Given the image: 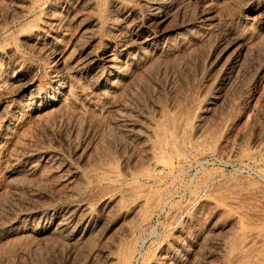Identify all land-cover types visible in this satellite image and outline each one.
<instances>
[{"label": "rangeland", "instance_id": "obj_1", "mask_svg": "<svg viewBox=\"0 0 264 264\" xmlns=\"http://www.w3.org/2000/svg\"><path fill=\"white\" fill-rule=\"evenodd\" d=\"M68 1L0 0V264H123L128 247L124 264H264V0L168 3L156 39L178 56L140 63L128 94L113 99L91 89L79 63L89 51L121 49L152 7L83 0L75 13ZM61 57L85 92L78 102L51 103L64 89L52 77ZM24 80L30 90L13 96ZM90 93L102 108L128 109L136 135L116 115L86 114L81 96ZM53 159L75 169L73 181L53 173ZM34 165L35 178L24 172ZM71 216L66 233L54 230Z\"/></svg>", "mask_w": 264, "mask_h": 264}, {"label": "bare ground", "instance_id": "obj_2", "mask_svg": "<svg viewBox=\"0 0 264 264\" xmlns=\"http://www.w3.org/2000/svg\"><path fill=\"white\" fill-rule=\"evenodd\" d=\"M22 1V0H21ZM24 1V0H23ZM26 1V0H25ZM85 1V0H84ZM144 1V0H143ZM146 2H149L150 3V5H151V7H152V9H151V11H153L151 14H150V16L149 17H147V18H143L142 20V24H140V25H138V27H135V29H133L131 32L129 31V33H130V36L132 37V38H130L127 42H125V44L124 45H122L121 47V49L119 48V50H115V48H114V50L112 51L111 50V52L110 53H102V55H100V56H98L97 55V51L96 52H88V53H85L84 54V57H83V60H81V62L79 63V69L78 68H76V70L78 69V71H79V73H80V75H83V78L84 77H87V76H84V75H88L89 77H87V79H89L88 80V82L89 83H91L92 82V84H91V89L92 88H98L99 90H100V92H102V94H101V96L103 97V99H108V98H111V99H113V98H115V97H117V96H119V95H122L123 94V92H125V89L127 90V86H128V84H129V86H130V80L132 79L131 77L133 76V74H131V73H135V72H137V71H135V70H137V69H139L140 67H138V65L140 64V63H142L143 62V64H141V66L142 65H144L145 63H144V61H146V60H149V59H151V58H154L155 60H163V62H161L162 64L164 63V60H166L167 59V61H168V59L169 58H174L177 54H178V52H180L179 50H178V52H177V49H176V47H175V45H172V44H166V45H162L161 46V43H159V42H157V39H156V36H157V34L161 31V29H162V26L164 25V24H166V22L168 21V18H169V12H167L166 11V6L168 5V3H176V1H178V0H145ZM190 1H200V0H190ZM32 2V1H31ZM69 2V6H68V9L70 10V9H72V11L74 10V12L76 13V9L77 8H80L82 5H83V0H69L68 1ZM91 2V1H90ZM113 2V1H112ZM200 2H202V0L200 1ZM225 2V1H224ZM27 3V2H26ZM87 3V2H86ZM148 3V4H149ZM180 3V1L178 2V4ZM190 3V2H189ZM214 3V2H213ZM23 4H24V2H23ZM23 4L21 5V6H23ZM65 4V3H64ZM68 4V3H67ZM66 4V5H67ZM84 4H85V2H84ZM147 4V3H146ZM195 4V3H194ZM19 5V4H18ZM26 5V4H25ZM24 5V6H25ZM29 4L27 3V6H28ZM204 5V4H203ZM171 6H172V4H171ZM63 7V6H62ZM3 8V7H2ZM18 8V7H17ZM24 8V7H23ZM32 8V7H31ZM82 8H84L83 6H82ZM82 8H80L79 10H81ZM170 8V7H169ZM173 8V7H172ZM177 8H178V6H177ZM13 9H15V8H13ZM150 9V8H149ZM171 9V8H170ZM29 10H31V9H29ZM63 10V9H62ZM67 10V9H66ZM20 11V10H19ZM18 11V12H19ZM24 11V10H23ZM71 11V10H70ZM17 12V11H16ZM16 12H15V14H16ZM17 12V13H18ZM21 12V11H20ZM26 12V11H25ZM31 12V11H30ZM51 12V11H50ZM59 12V11H58ZM65 12V11H64ZM63 12V13H64ZM69 12V11H68ZM77 12H79V11H77ZM84 12V11H83ZM63 13H58V14H63ZM11 14V13H10ZM18 14H20V13H18ZM24 14L25 13H23L21 16H24ZM57 14V15H58ZM67 14V13H66ZM14 14H12L11 16H13ZM17 15V14H16ZM15 15V16H16ZM46 15V14H45ZM47 15H49V14H47ZM50 15H51V13H50ZM56 15V19H58L59 20V18H57V17H59V15L57 16ZM68 15V14H67ZM72 15H73V12H72ZM64 16V15H63ZM66 16V15H65ZM64 16V17H65ZM69 16H71V15H68L67 17H69ZM75 16V15H74ZM55 17V16H54ZM66 17V18H67ZM20 18V17H19ZM22 18V17H21ZM24 18V17H23ZM47 18V17H46ZM61 18H63V17H61ZM71 17H69L68 19H70ZM75 18V17H74ZM80 20H81V14H80ZM88 18V17H87ZM86 18V19H87ZM17 19V18H16ZM25 19V18H24ZM55 18H51V19H49V20H47V22H48V24H50V25H55V23H57V22H55V20H56ZM83 19V18H82ZM19 20V19H18ZM22 20V19H21ZM79 20V19H78ZM89 20V19H88ZM91 20V19H90ZM93 20V19H92ZM91 20V21H92ZM41 21V20H40ZM60 21H62V20H60ZM77 21V20H76ZM39 22V21H38ZM59 22V21H58ZM67 22V20H65V22H64V26H67V24H65ZM71 22V21H70ZM69 22V23H70ZM79 22V21H78ZM87 23L86 21H83V22H81V23ZM140 22V21H139ZM9 23V22H8ZM61 23V22H60ZM94 23V22H93ZM27 24V23H26ZM30 24V23H29ZM28 24V25H29ZM38 24V23H37ZM95 24V23H94ZM32 25V24H31ZM39 25V24H38ZM40 25H41V23H40ZM44 25V24H43ZM42 25V26H43ZM58 25V24H57ZM61 25V24H60ZM78 25H80V24H78ZM90 25V24H89ZM30 26V25H29ZM45 26H46V24H45ZM63 26V25H62ZM92 26H94L93 24H92ZM24 27V25L22 26V28ZM26 27V26H25ZM57 27V26H56ZM132 27V26H131ZM40 28H41V26H40ZM43 28V27H42ZM53 28V27H52ZM55 28V27H54ZM123 28V27H122ZM208 28V27H207ZM210 28V27H209ZM208 28V29H209ZM32 29V28H31ZM36 29H38V28H36ZM57 29H59L58 27H57ZM206 29V28H205ZM21 30V29H20ZM30 30V29H29ZM29 30H27V31H29ZM49 30V29H48ZM51 30V29H50ZM55 30V29H54ZM53 30V31H54ZM62 30H64V29H62ZM41 31V33H42V31H43V29L42 30H40ZM44 31H46L45 29H44ZM43 31V32H44ZM58 31V30H57ZM56 30L54 31V33L55 32H57ZM60 31V30H59ZM58 31V32H59ZM128 31V30H127ZM19 32V31H18ZM52 32V31H51ZM45 33V32H44ZM53 33V34H54ZM86 33V32H85ZM87 33H89V32H87ZM86 33V34H87ZM92 33V32H91ZM43 34V33H42ZM52 34V35H53ZM55 34H57V33H55ZM84 34V33H83ZM93 34V33H92ZM123 34V33H122ZM47 35V34H46ZM50 33L48 34V36L50 37ZM93 35H95V34H93ZM92 35V36H93ZM129 35V34H128ZM23 36V35H22ZM39 36V35H38ZM89 36H90V33H89ZM25 37V36H24ZM53 37L55 38V36L53 35ZM86 37L88 38V34L86 35ZM85 37V38H86ZM184 37V36H183ZM26 38V37H25ZM118 38V37H117ZM29 39V38H28ZM34 39H36V38H34ZM38 39V38H37ZM92 39V38H91ZM27 40V39H26ZM39 40V39H38ZM37 40V41H38ZM55 40V39H54ZM22 41H24V40H22ZM90 41V40H89ZM126 41V40H125ZM182 41V40H181ZM36 42V41H35ZM88 41L86 40V43H87ZM91 42H92V40H91ZM166 42V41H165ZM31 43V42H30ZM89 43V42H88ZM27 44V43H26ZM28 44H29V42H28ZM27 44V45H28ZM32 44V43H31ZM48 44V43H47ZM114 44V43H113ZM237 44V43H236ZM82 45V44H81ZM51 46V45H50ZM83 46H84V44H83ZM90 46H91V44H90ZM89 46V47H90ZM74 48V47H73ZM78 49L77 50H79V46L77 47ZM82 48V47H81ZM91 48V47H90ZM178 48V47H177ZM89 49V48H88ZM91 49H93V48H91ZM90 49V50H91ZM179 49V48H178ZM183 49V48H182ZM81 50V49H80ZM84 50V49H83ZM95 49H93L92 51H94ZM222 50V49H221ZM73 51V50H72ZM88 51V50H87ZM81 52V51H80ZM79 52V53H80ZM78 53V52H77ZM182 53V52H181ZM219 53H221V51L220 52H218L217 54H219ZM60 54V53H59ZM74 54H76V51H75V53ZM132 54H133V56H132ZM180 54V53H179ZM65 55H67V54H65ZM79 55V54H78ZM42 56V55H41ZM178 56V55H177ZM217 56V55H216ZM59 57V56H58ZM63 57V56H62ZM60 58L59 60H60V64H59V66L60 67H58V68H55L54 69V73L52 74L53 76V79H55V81L57 82V83H60L59 81L61 80L62 82L61 83H63L64 84V89H63V93H61L62 95H61V97L59 98L58 96H56V97H51V98H53L52 99V104H58V103H60L61 101H68V103H69V101H74L75 99H76V96H78V94H81V95H83V93H85L83 90H82V88L81 89H79L80 87H78L77 85L78 84H76L75 86H74V84H73V82H71V80L72 79H74V78H72L73 77V75L75 74V68H73V66H71L70 64H68L67 63V61H69V60H71V59H69V60H67L66 58ZM80 57V56H79ZM179 58V57H178ZM73 59V58H72ZM76 59H78V56H77V58ZM214 59V58H213ZM170 61H171V59H169ZM72 61V60H71ZM149 61H151V60H149ZM149 61H148V64H150L149 63ZM154 61V60H153ZM152 61V62H153ZM166 61V62H167ZM216 61V60H215ZM165 62V63H166ZM74 63V62H73ZM160 63V62H159ZM77 65V64H76ZM140 66V65H139ZM145 66V65H144ZM138 67V68H137ZM141 68H143V66L141 67ZM199 69V68H198ZM139 70H141V69H139ZM143 70V69H142ZM135 71V72H134ZM0 73H3V72H0ZM78 73V74H79ZM140 73V72H139ZM4 74V73H3ZM137 74V73H136ZM140 75V74H139ZM142 75V74H141ZM134 76H135V74H134ZM137 76V75H136ZM136 76H135V78H136ZM81 78V77H80ZM134 78V79H135ZM0 79H2L1 77H0ZM21 79H18V80H16V81H20ZM86 80V79H85ZM1 81V80H0ZM3 81V80H2ZM73 81V80H72ZM132 81H134V80H132ZM29 82V80L28 81H23V82H20V83H18L17 84V87L15 88V90H13V96H20V95H23L26 91H28V90H30V88L32 87V84L33 83H28ZM74 83H76V82H74ZM155 83V82H154ZM82 84V83H81ZM134 83H132L131 85H133ZM158 84V83H157ZM61 86V85H60ZM84 86V85H83ZM135 86V85H134ZM160 86V85H159ZM58 87V86H57ZM90 87V86H89ZM153 87V86H152ZM155 87V86H154ZM158 89H160V88H158ZM53 90V89H52ZM90 90V89H89ZM95 90V89H94ZM94 90H92V91H94ZM97 90V89H96ZM103 90V91H102ZM131 90H132V88H131ZM130 90V88H129V91H131ZM162 89H160V91H161ZM61 91V90H60ZM86 91V90H85ZM98 91V90H97ZM128 91V92H129ZM157 91L158 90H156V92L155 93H157ZM57 92V91H56ZM99 92V91H98ZM132 92V91H131ZM89 92H87V94H88ZM92 93V92H91ZM91 93L87 96V94L85 95V96H87V97H85V98H83V96H81L82 97V101H83V103L85 102V104H86V109L85 110H89V112L90 113H94L95 115L97 114L98 115V112L99 111H102L103 113H106L105 115H107L106 117H108L107 119L109 120V118H112L111 116L112 115H116V116H114L115 118L116 117H118V120H115V122L116 121H119L120 123H122V124H120V125H122V128H123V125H124V129H122L121 131H123L124 132V134L125 133H127V134H133L134 136L136 135L135 134V130H137V128L134 130V126H133V124H131V122H130V124H125L126 122V117L127 116H125V114L127 113L126 111L128 110H126L125 112H122L121 110H122V108H121V106L119 107L114 101L113 102H111V103H109V105L107 106V103L104 105V106H107V108L105 107V108H102L103 107V105H101L102 103L100 102V98L99 99H96L97 97L96 96H98V94H96V98L94 97V98H92L90 95H91ZM126 94H128L127 92H125ZM124 93V94H125ZM140 93V92H139ZM154 93V92H153ZM10 94V93H9ZM93 94V93H92ZM152 94V93H151ZM12 95V94H11ZM94 95V94H93ZM99 95H100V93H99ZM133 95V94H132ZM150 95V94H149ZM160 95V94H159ZM60 96V95H59ZM90 96V97H89ZM124 95H122V97H123ZM126 96H128V95H126ZM120 97V96H119ZM151 97H152V95H151ZM154 97V96H153ZM50 98V97H49ZM64 98V99H63ZM80 98V97H79ZM119 99V98H118ZM132 99V98H131ZM102 100V99H101ZM114 100H116V99H114ZM76 101H77V99H76ZM117 101V100H116ZM124 101V100H123ZM122 100H121V104H122V102H123ZM126 101V100H125ZM129 101V100H128ZM19 102V101H18ZM78 102V101H77ZM76 102V103H77ZM81 102V101H80ZM106 102V101H105ZM104 101H103V103H105ZM132 102V101H131ZM71 103V102H70ZM75 103V102H74ZM119 102H118V104H120ZM126 102H124V104H125ZM135 103V102H134ZM62 104V102L59 104V105H61ZM65 104V103H64ZM73 104V103H72ZM120 104V105H121ZM79 105H82L83 106V104H79ZM126 106H127V104H125ZM129 105V104H128ZM130 105H132V104H130ZM161 105V104H160ZM102 106V107H101ZM123 107V106H122ZM130 108H131V106H129ZM161 108H162V106H160ZM125 108V107H124ZM124 108H123V110H124ZM127 108V107H126ZM133 108H135V107H133ZM138 109V108H137ZM88 110L87 111H85L86 112V114H88L89 115V112H88ZM129 110H131V109H129ZM133 110V109H132ZM140 110V109H139ZM97 111V113H95ZM134 111V110H133ZM135 111H136V109H135ZM163 111V110H162ZM88 112V113H87ZM138 112V111H137ZM132 113V112H131ZM140 113H142V112H140ZM99 114H101L100 112H99ZM129 114H130V112H129ZM132 114H134V113H132ZM132 114H131V116H132ZM137 115L135 116V117H137L138 116V114L139 113H136ZM144 114V113H143ZM142 114V115H143ZM88 115H86V116H88ZM91 115V114H90ZM95 115H92L91 117H93V116H95ZM104 115V114H103ZM102 115V116H103ZM105 115H104V117H105ZM145 115H146V113H145ZM130 116V115H129ZM100 117H101V115H100ZM105 117V118H106ZM143 117V116H142ZM145 117V116H144ZM89 118H90V116H89ZM88 118V119H89ZM87 119V118H86ZM131 119H133V118H131ZM134 119H136V118H134ZM133 119V120H134ZM140 119V118H139ZM178 119V118H177ZM103 120V119H102ZM151 121V120H150ZM153 121V120H152ZM105 122H106V120H105ZM133 122V121H132ZM89 123H90V121H89ZM114 122H112V124H113ZM124 123V124H123ZM156 123V122H155ZM169 123H170V121H169ZM136 124V123H135ZM138 124H141V122H139ZM142 124H144V123H142ZM142 124H141V126H142ZM110 125V124H109ZM115 125V127H116V123L114 124ZM112 126V125H111ZM119 126V125H118ZM140 126V125H139ZM140 126V127H141ZM150 126H155L154 124L153 125H150ZM114 127V126H113ZM120 127V126H119ZM138 127V126H137ZM149 127V126H148ZM157 127V126H156ZM155 127V128H156ZM151 128V127H150ZM157 128H159V127H157ZM115 129V128H114ZM142 129H143V126H142ZM140 130H141V128H140ZM143 130H145V129H143ZM143 130H141V131H143ZM121 131H120V129H119V131H117L119 134L121 133ZM138 131V130H137ZM150 132V131H149ZM152 132V131H151ZM154 132H155V130H154ZM144 133V132H143ZM145 133H147L146 131H145ZM123 134V133H122ZM157 134V133H156ZM148 135H151V133L150 134H148ZM124 136V135H123ZM127 136H129V135H127ZM137 136H139V135H137ZM136 136V137H137ZM159 136V135H158ZM150 137H152V136H150ZM149 137V139H151ZM161 137V136H160ZM124 138V137H123ZM153 138V137H152ZM130 139H132V138H130ZM155 139H158V138H155ZM160 139V138H159ZM158 139V140H159ZM109 140V139H108ZM128 140V139H127ZM154 140V139H153ZM157 140V141H158ZM180 142V141H179ZM104 144V143H103ZM150 144H151V142H150ZM156 144V143H155ZM147 145H149V143L147 144ZM68 146V145H67ZM121 147V146H120ZM148 147V146H147ZM150 148V147H149ZM154 148V147H153ZM156 148V147H155ZM154 148V151H156V152H158L156 149ZM43 149V148H42ZM86 149V148H85ZM93 149V148H92ZM148 149V148H147ZM37 150H39V149H37ZM36 151V150H35ZM41 151V150H40ZM146 151V150H145ZM170 151V150H169ZM34 152V151H33ZM42 152V151H41ZM45 152V151H44ZM83 152V151H82ZM87 152V151H86ZM84 153V152H83ZM149 153V152H148ZM154 153V152H153ZM159 153V152H158ZM24 154V153H23ZM39 154V152H35V153H31L30 152V154H28V156L27 155H25V157L27 156V157H32V156H34L35 157V155H38ZM52 154V153H51ZM86 154V153H85ZM85 154H84V156H85ZM155 154V153H154ZM43 155V154H42ZM48 155V154H47ZM81 155H83V154H81ZM80 155V156H81ZM96 155V154H95ZM149 155V154H148ZM39 156V155H38ZM59 156V155H58ZM43 157V156H42ZM41 157V158H42ZM96 157V156H95ZM148 157H153V154L151 153ZM40 158V157H39ZM49 158V157H48ZM47 157H46V159H48ZM50 158H52L51 156H50ZM53 158H55L54 156H53ZM83 158V157H82ZM58 159V158H57ZM109 159V158H108ZM21 160H22V158H21ZM45 160V159H44ZM56 160V159H55ZM59 160V159H58ZM107 160V159H106ZM112 160V159H111ZM160 160V159H159ZM45 161H47V160H45ZM51 161H52V159H51ZM55 162L56 161H54V159H53V164H52V168L53 169H51V170H53V173H55L56 174V176L58 175V176H60L61 177V179L60 180H62L63 179V181H66L67 183L69 182H71V181H73V176H74V174H75V172H73L74 170H71V172H66V169H65V167H63V166H59V165H61V163H58V161H57V165H55ZM93 162V161H92ZM44 163H46V162H44ZM47 163H49V162H47ZM50 164H51V162H50ZM90 164V163H89ZM159 164V163H158ZM94 165V164H93ZM29 166V165H28ZM27 166V167H28ZM36 165H34V167H35ZM40 166V165H39ZM89 166V165H88ZM91 166V165H90ZM104 166V165H103ZM32 167V166H31ZM84 167V166H83ZM105 167V166H104ZM110 167V166H109ZM158 167V166H157ZM39 168V167H38ZM99 169V168H98ZM102 169V168H101ZM100 169V170H101ZM105 170V169H104ZM103 170V171H104ZM106 171V170H105ZM110 171L111 170H108V171H106V172H104V173H107V172H109L108 174H110ZM25 174L26 175H30V176H34V178H35V175L36 176H38L37 174H38V172H40V170L38 171V169L35 167V168H26L25 169ZM41 173V172H40ZM48 173H49V171H48ZM51 174V173H50ZM54 174V175H55ZM113 174V173H112ZM146 175V174H145ZM57 176V177H58ZM27 177H29V176H27ZM59 177V178H60ZM31 179H32V177H30ZM37 178V177H36ZM88 178V177H87ZM58 179V178H57ZM59 180V179H58ZM228 182V181H227ZM65 183V182H64ZM225 185V184H224ZM215 186V185H214ZM68 187V186H67ZM102 187V186H101ZM213 187V186H212ZM116 188V187H115ZM214 188V187H213ZM228 188V187H227ZM109 189V188H108ZM139 189V188H138ZM237 189V188H236ZM137 190V189H136ZM141 190V189H140ZM215 190V189H214ZM30 192V191H29ZM138 192H139V190H138ZM138 192H136V193H138ZM144 192V191H143ZM65 193V192H64ZM70 193V192H69ZM133 193H135V192H133ZM140 194H141V192H139ZM66 194V193H65ZM108 194V192L106 193H104V195H103V193H101L100 195L101 196H99V198H98V201H96V203L98 202H100V204H101V202H104L105 201V199L107 200V197H106V195ZM126 194H129V193H126ZM103 195V196H102ZM109 195H111V194H108V196ZM122 195H124V194H122ZM130 195V194H129ZM113 196V195H112ZM211 196H212V194H211ZM214 196V195H213ZM239 196H240V194H239ZM87 197V196H86ZM122 197H124V199L125 198H127L128 196H122ZM122 197H120V199L122 198ZM128 198H130V197H128ZM127 198V199H128ZM133 198V197H132ZM131 198V199H132ZM139 198V197H138ZM137 198V199H138ZM124 201V200H123ZM107 202V201H106ZM111 202V201H110ZM136 203H138V202H136ZM246 203V202H245ZM109 204V203H108ZM140 204V203H139ZM250 205V204H249ZM127 206V205H126ZM260 206V205H259ZM76 211V210H75ZM85 212V211H84ZM89 212V211H88ZM90 213V212H89ZM74 214V213H73ZM85 214V213H84ZM67 215V214H66ZM77 215V214H76ZM87 215V214H86ZM90 215V214H89ZM58 217V216H57ZM66 217V216H65ZM81 217V216H80ZM73 219V216H71V217H68L67 219H66V221L65 222H63V224H61V225H59V227L57 226V228L55 227L54 228V230H56V231H64L65 229H67V225H68V223H70L69 221L70 220H72ZM76 219V218H75ZM86 218H85V216H84V218H82L80 221H79V223H78V226L85 220ZM88 219V218H87ZM64 220H65V218H64ZM61 221H63V219L61 220ZM61 221H60V223H61ZM85 221H87V220H85ZM76 222H78V220H76ZM74 223H75V221H74ZM74 223H72V224H74ZM75 225H76V223H75ZM70 226V225H69ZM72 226V225H71ZM77 226V227H78ZM76 227V230L78 229ZM44 228V227H43ZM71 228V229H70ZM69 229V233L71 232V234H72V231L71 230H73V229H75V227L72 229V227H70ZM80 229V228H79ZM78 229V230H79ZM47 230V229H46ZM54 230H52V231H54ZM75 230V231H76ZM44 231V230H43ZM42 231V232H43ZM65 232V231H64ZM64 232H62V233H64ZM104 232V231H103ZM54 233V232H53ZM58 233V232H57ZM66 233V232H65ZM64 233V234H65ZM76 233V232H75ZM83 233V232H82ZM35 234H37V233H35ZM41 234V233H40ZM61 234V233H60ZM70 234V235H71ZM32 235V234H31ZM34 235V234H33ZM56 235V234H55ZM73 235V234H72ZM69 236V235H68ZM101 236V235H100ZM251 236V235H250ZM78 237V236H77ZM80 237V236H79ZM43 238V237H42ZM76 238V237H75ZM74 238V239H75ZM70 239V238H69ZM73 239V238H72ZM253 239V238H252ZM71 240V239H70ZM78 240V239H77ZM108 246V245H107ZM127 249V248H126ZM127 250H132L131 248H129L128 247V249ZM129 251H127V252H123L122 254H124L123 255V258L121 259L122 260V263L124 264V263H126L127 262V260H128V258H129V256H130V254H129ZM131 252V251H130ZM83 255V254H82ZM118 255V254H117ZM235 257V256H234ZM238 259V258H237ZM111 260V259H110ZM113 261H114V259H113ZM112 261V262H113Z\"/></svg>", "mask_w": 264, "mask_h": 264}]
</instances>
